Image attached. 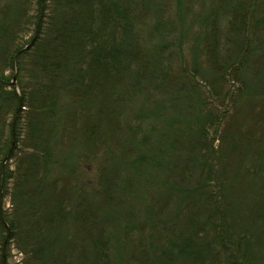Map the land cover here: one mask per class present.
I'll list each match as a JSON object with an SVG mask.
<instances>
[{
    "label": "trees",
    "instance_id": "obj_1",
    "mask_svg": "<svg viewBox=\"0 0 264 264\" xmlns=\"http://www.w3.org/2000/svg\"><path fill=\"white\" fill-rule=\"evenodd\" d=\"M208 2L209 49L190 46L209 55L200 68L163 23L169 0H0V264L12 240L22 264H264V0ZM103 124L129 137L119 193L104 171L95 190L67 167L78 141L82 165L93 157ZM134 180L143 222L125 202ZM172 220L184 230L158 246ZM115 235L133 246L124 259Z\"/></svg>",
    "mask_w": 264,
    "mask_h": 264
},
{
    "label": "rangeland",
    "instance_id": "obj_2",
    "mask_svg": "<svg viewBox=\"0 0 264 264\" xmlns=\"http://www.w3.org/2000/svg\"><path fill=\"white\" fill-rule=\"evenodd\" d=\"M36 1V0H33ZM182 1L183 6L180 3L179 8H177L176 6V0H169V3L167 5L166 8V12L163 16V23H166L167 27H173L175 25V29L176 31L181 35V37H183L182 39V43H183V47L185 49V52L183 53V63L185 64H192L193 62L196 64V66H202L200 68H203V66L208 67L209 66V55H205V57L201 54H194V46L190 47L192 44L194 43H198L199 41L202 43H205V46L207 49H209V29H211L213 27L212 24L209 25V23H204V16L206 14V6L209 3V0H180V2ZM208 2V3H207ZM179 5V3H177ZM209 6V4H208ZM181 8V9H180ZM189 9V10H188ZM257 31H259V29H257ZM172 42L177 44V39L171 38ZM193 49V50H192ZM195 57V59L193 60V58ZM178 60L175 59L174 62H177ZM256 63L258 64V66H263L264 65V55L262 58L259 57V55L257 56V58H255ZM6 74L9 75V78H12V74H9V72H7ZM12 82V81H11ZM15 85H16V81H15ZM250 96V98L252 100H257V96L255 95V93H251L248 92V97ZM163 98V95H160L158 98ZM168 98V97H167ZM165 105H167V102H165ZM149 107L154 108L155 105L154 104H150ZM119 111V109H118ZM244 119H245V123L248 122L247 118L245 117V115H243ZM240 119V118H239ZM121 123L122 125H125V118L121 116ZM149 122L151 123L150 120L151 119H147ZM144 122H147L145 120H142ZM152 124L154 125V127L156 128V132H154L151 135V146L153 147H157L160 143H159V134L162 132V128H160V124H163V119H161V117H159L157 120H153ZM104 127V129L101 130V141L98 142V146L95 148V150L92 152L93 157H88L86 159V161L88 162H84V165H82V162L80 161V158L77 156L79 154H81V156L85 153V151L87 152V149L82 145V143L80 141H78V144L75 145V149L72 148V150H74L77 155L76 157H72L69 161H68V168H72L76 174V177H78V179L80 178L81 181L85 182L87 180L88 183H90L92 185V189L93 187H95L97 190V188H99V184L98 181L101 177H100V172L104 171L105 172V176L108 179L110 186H111V192L112 193H119L123 190V180L124 178L129 175V166L127 165V162H119V157L122 156V149H128L129 146V137H127L124 129V127H117L120 128V131H113L116 128L114 127L113 129L110 128V130L108 131L105 124L102 125ZM133 142H130V145ZM73 151V152H74ZM90 158V159H89ZM16 161L10 160V161H6L4 160L2 162V166H7L9 167V170L12 172L15 170L16 168ZM160 167V165L157 168H154L156 171V174H158L159 176L161 175V170L158 168ZM124 171V173L122 172ZM52 172H50V177H59L62 176V174H64L65 172L61 171V170H56L55 173L51 174ZM131 173V172H130ZM67 174V172H66ZM155 174V175H156ZM122 177V175H124V178H120ZM149 175H154L153 173H150ZM129 177V176H128ZM161 181V180H160ZM157 182V183H156ZM155 184L157 185L159 183V180H156ZM142 186V182L138 181V180H134V182L132 181L130 186H129V195L126 198L125 202L126 204L131 205L130 208L133 209L134 215H135V219L137 221L143 222L144 220H142L141 218L137 219V215L139 213H141L142 210H145V205L144 202L145 201H139V196L140 193H138V189ZM4 188H6V192L7 194H5V197L2 200V205H3V211L5 214H10L12 212V202L10 199V192L12 191V182L10 181L8 184H6L4 186ZM156 190L160 191L163 188L161 186L155 187ZM5 191V189H3ZM82 193L87 192L86 190L81 191ZM135 198V204L133 203L132 199ZM138 198V200H137ZM154 202V201H153ZM129 208V209H130ZM153 221V225H158L161 223L160 220H152ZM146 224L148 225L149 223H147L148 221H145ZM122 225L124 224L123 222L121 223ZM116 225L117 223L115 221H106V227L107 229H111L112 228V232L117 233L116 230ZM185 228V223H183V221H179V220H172L170 226L167 227L166 231L164 234L160 235L161 238V242H156V244L158 246H161L163 244H165V238L167 237V239L170 237L171 232L176 231V232H182ZM256 234L258 235L260 233L259 227H256L255 229ZM149 229H145L144 230V236L148 235ZM118 235V234H117ZM136 232L132 233V245H135L133 242L136 241V239H134V236H136ZM143 236V234H141ZM140 236V237H142ZM14 240L10 241L9 244V257L7 260V264H22L23 258H24V254L23 252L19 251L16 244L13 242ZM155 245V246H157ZM133 246H129V244L126 243V241L124 242H120V240H117V236H111V239L109 240V248H110V254L113 255V258H119L120 259H124V257L127 254V250L128 252L131 250ZM159 248V247H158ZM259 252H261V249H258ZM264 251V250H263ZM191 264H198L197 261H193Z\"/></svg>",
    "mask_w": 264,
    "mask_h": 264
},
{
    "label": "water",
    "instance_id": "obj_3",
    "mask_svg": "<svg viewBox=\"0 0 264 264\" xmlns=\"http://www.w3.org/2000/svg\"><path fill=\"white\" fill-rule=\"evenodd\" d=\"M11 83H12V86L15 88L16 85H15V78L14 77L12 78V82Z\"/></svg>",
    "mask_w": 264,
    "mask_h": 264
}]
</instances>
